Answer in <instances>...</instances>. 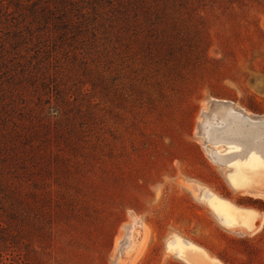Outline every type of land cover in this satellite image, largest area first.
Returning <instances> with one entry per match:
<instances>
[{"label":"rangeland","instance_id":"374dc122","mask_svg":"<svg viewBox=\"0 0 264 264\" xmlns=\"http://www.w3.org/2000/svg\"><path fill=\"white\" fill-rule=\"evenodd\" d=\"M38 1L67 28L0 17V127L42 123L41 155L14 180L36 208L2 207L0 189V264H126L133 225V264H194L178 236L205 264H264V177L236 184L229 162L264 155V0ZM231 138L245 148L224 162L210 148ZM214 196L250 225L219 218Z\"/></svg>","mask_w":264,"mask_h":264},{"label":"trees","instance_id":"16d2710c","mask_svg":"<svg viewBox=\"0 0 264 264\" xmlns=\"http://www.w3.org/2000/svg\"><path fill=\"white\" fill-rule=\"evenodd\" d=\"M38 4V0L27 4L24 3V0H0V17L18 13L19 17H32V22L40 23L38 26L41 25L43 19L45 23L54 21L60 26L59 28H67L65 26L67 24L62 21L65 14L57 13L59 8L47 9L48 7H46L44 9L46 13L42 14V6L37 7ZM12 5L15 7L14 11L11 10ZM27 12L29 13L27 14ZM0 31L2 30L0 29ZM11 35L13 41L10 42V48L12 50L18 48L22 41L27 39L23 30L13 31ZM7 51L5 43H0V71L5 66V53ZM13 123L14 127L11 129L8 125L0 127V189L3 193H8V198L12 201V203L4 201L2 207L18 210L16 205H13L16 203L18 207L26 205L29 208H36L35 204L30 200L28 193L25 192L21 185L16 184L14 180L20 176L29 174L28 161L37 154L41 155L42 139L40 137H42V123L30 128H27V126L22 127L21 124L17 125V122ZM39 140L40 143H37Z\"/></svg>","mask_w":264,"mask_h":264},{"label":"bare ground","instance_id":"6f19581e","mask_svg":"<svg viewBox=\"0 0 264 264\" xmlns=\"http://www.w3.org/2000/svg\"><path fill=\"white\" fill-rule=\"evenodd\" d=\"M221 104H223V103H221ZM217 107H218V105H217ZM228 112L230 114L234 115V118L236 119V121L240 120V121H242V123H244V124L246 123L247 125L259 122L258 118H254L250 115H248V116L243 115V114L239 113V111H237V112L227 111V113ZM236 113L240 114V115L235 116ZM229 123H230V121H229ZM263 123H264V121H263ZM259 124H260V122H259ZM223 126H224V123H223ZM225 126H226V124H225ZM261 126H262V124H261ZM213 127L214 126H212V128ZM257 136H259V135H257ZM254 137L257 138L255 135H254ZM211 138H212V136H210V139ZM263 138H264V136H263ZM258 139H259V137H258ZM261 139H262V137H261ZM216 141H226L229 144L228 147H219V148L212 147V148H210L214 151V153L216 155H219L220 157L225 158V160L230 158L231 156L234 157L235 155H237L239 153V151L241 149L245 148L244 146L242 147V143H240V140L235 141V140H232V138H231V140H216ZM252 141H253V139H252ZM258 141L255 140V142H253V143H257ZM250 143H251V141H250ZM260 145H261V143H260ZM263 145H264V143H263ZM253 147L250 148V151L247 153V155L243 156L241 159L234 158V159L229 160V162H232L235 165V167L237 168V171H238V175L237 176L235 175L234 177H232L233 182L236 184L240 183V180L245 181V180H251L254 178L259 179L260 177L261 178L264 177V155L262 154L263 151L260 152L261 150L259 151L258 148H255V147L253 148ZM263 148H262V150H263ZM207 197H208V195H207ZM211 206H213L212 208H214L216 213L217 212L221 213V214H218L219 218H222L223 221H225V219H226V221L232 226L237 225L239 223H242L244 225L245 224L250 225V223H251L252 213L247 212V211H243L242 209L235 207L233 204L229 203L228 201H226L222 198H219V197L217 198L216 196L212 197ZM142 226H141L140 230L135 228L134 225L131 228H129L126 235H125V239H124L123 243L121 244V256L120 257H122V256L124 257V255L127 254L133 248V253L130 256V258H127L126 264H133L134 261L139 257V255L143 252V250L145 248L146 236H145L144 229L142 228ZM252 226L253 225H251L250 227H247V228L250 229ZM170 246L173 247L172 248L173 251L177 252L178 256L180 255L181 257H183V258H185L191 262H194V264H205L204 262H202L201 258L199 257V254H198L199 251H198L197 247H195V245H193L192 243L187 242L184 239L180 238L179 236H178V238H176L175 240L172 241ZM125 262H126V260H125Z\"/></svg>","mask_w":264,"mask_h":264},{"label":"water","instance_id":"95a60500","mask_svg":"<svg viewBox=\"0 0 264 264\" xmlns=\"http://www.w3.org/2000/svg\"><path fill=\"white\" fill-rule=\"evenodd\" d=\"M254 230H256V225H255V223H254V225H253L250 229H248L247 231H249V232H253Z\"/></svg>","mask_w":264,"mask_h":264},{"label":"crops","instance_id":"0c3cea01","mask_svg":"<svg viewBox=\"0 0 264 264\" xmlns=\"http://www.w3.org/2000/svg\"><path fill=\"white\" fill-rule=\"evenodd\" d=\"M223 160H224V162H226L227 161V159L225 160V158H222ZM263 185V184H262ZM225 198V197H224ZM261 198V197H260ZM229 200V199H228ZM238 206V205H237ZM213 264H222L220 261L219 262H215V263H213Z\"/></svg>","mask_w":264,"mask_h":264}]
</instances>
